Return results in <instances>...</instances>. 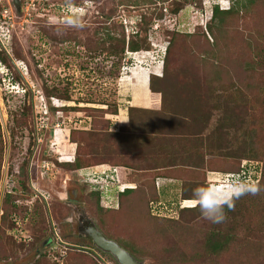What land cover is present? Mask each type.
Segmentation results:
<instances>
[{
	"label": "rangeland",
	"instance_id": "obj_1",
	"mask_svg": "<svg viewBox=\"0 0 264 264\" xmlns=\"http://www.w3.org/2000/svg\"><path fill=\"white\" fill-rule=\"evenodd\" d=\"M210 1L213 0H21L23 10L18 13L12 0H0V216L2 197L7 191L14 189L12 193L18 201L17 214L12 215L11 225L7 228L6 248L10 258L0 261V264H31L41 253H45L50 262H62L60 254L65 248L60 245L62 243H58L60 238L73 246L85 245L63 238L62 231L67 234L72 231V227L65 224L67 220L61 226L57 219H64L70 213V208L68 210L65 207L67 203L61 200L57 192L64 191L63 187H66L68 196L77 198L99 225L96 207L86 199L89 187L101 185L109 190L111 184L119 182L118 179L127 180V174L131 180L134 174L128 168L122 169L119 175L109 164H105L107 167L75 170L64 163L74 159L71 148L76 149V143L70 139L72 128H91V117L82 110H71V107L108 106L111 110L117 109L116 115L126 117L129 107L127 100L131 99V95H128L131 86L129 78H132L129 72L137 66L161 71L173 30L205 31L209 20L207 16L213 10ZM219 1L223 6L233 5L243 11L245 8L242 5L248 0ZM161 11L165 13L162 15L164 18L156 20ZM143 15L153 17L146 38ZM121 31L126 34L127 42L134 36L142 46L129 58L126 53L128 48L116 51L108 44L109 33L120 37ZM187 74L185 68L179 65H164L163 80L156 83L153 79L157 96L160 97L161 92L163 94L164 106L158 103L141 114L134 111L130 122L128 113L124 125L120 123L122 116L106 115L111 120L109 132L103 130L98 141L93 140V155L126 160L130 156L125 154L143 148V154L160 157L158 159L161 161L177 154L179 127L169 120L168 114L175 113L174 108L184 109L185 103L194 109L191 106L192 97L182 94L189 84L180 85L184 81L178 76ZM49 93L54 96L50 98ZM138 93L133 94V99L141 103L145 98L141 94L139 97ZM59 94L69 95L70 100L59 99ZM214 102L211 101V105ZM206 112H200L207 121L203 126L206 128L200 134L216 135L218 121L225 113L220 107L214 111L212 107H207ZM196 124L200 127L202 121ZM191 126L195 128V125ZM120 127L125 129L121 134H111ZM143 130L146 133L153 130L154 134L147 133L149 137L146 139ZM240 133L236 129L221 131L223 142L216 145L217 150L223 153L235 149V140L240 141ZM44 159L50 160L47 167H42ZM261 169L260 162L246 161L243 172L236 176L258 180ZM205 176L207 184L221 187L235 177L232 173L209 170L205 171ZM184 183L188 186L185 191L192 195L193 187L190 188V184L193 182L186 180ZM196 184L201 186L200 180ZM157 186L167 195L164 197L166 205L168 201H177L175 196L182 197L183 182L174 184L164 180L159 188L157 179ZM183 201L167 205L174 210L172 213L167 211V216L178 218L185 204ZM41 204L47 215L44 221ZM107 204L114 205L113 199H109ZM199 219L203 220L199 211L186 210L180 223L185 225L187 220ZM207 223L225 233L231 231L236 236L244 234L247 228L245 223L232 216L220 224ZM85 246L93 249L94 252L89 254L98 264H118L112 256L92 243ZM137 256L147 259V264L157 262V257L152 255ZM192 263L188 261L185 264Z\"/></svg>",
	"mask_w": 264,
	"mask_h": 264
},
{
	"label": "trees",
	"instance_id": "obj_2",
	"mask_svg": "<svg viewBox=\"0 0 264 264\" xmlns=\"http://www.w3.org/2000/svg\"><path fill=\"white\" fill-rule=\"evenodd\" d=\"M210 3L213 10L207 16L209 20L205 31L174 29L163 58L165 66L179 65L187 71V75L178 76L184 81L180 85L189 84L182 94L192 97L191 106H194V109H191L192 107L185 103L184 109L174 108L175 113L168 114L169 120L179 127L177 154L159 161L160 157L143 154L142 148L141 151L125 154L130 156H126V160L96 157L91 147L93 140L97 142L100 132L109 130L111 120L106 115L116 114L117 109L111 110L108 106L71 107V110H82L91 117V128H72L70 139L76 143L75 155L73 161L64 163L75 170L101 164L132 169L131 174L135 176L133 175L131 181L136 182L135 186L125 187L123 190H120L119 184H116L115 188L111 184L109 190L90 186L86 199L96 207L99 225L107 236L117 240L136 255L157 257V262L152 264H185L188 261H192V264H264V0H248L242 5L245 8L243 11L233 5L223 6L219 0ZM22 10L21 2L19 7L16 6V11L19 13ZM162 15H165L163 11L156 20H162ZM152 20L153 17L143 15L145 38L153 24ZM108 44L116 51H125V48L129 51L142 49L141 43L135 40L134 36L127 42L124 31H121L120 37L109 33ZM94 48L95 46L91 49ZM153 84L151 75V107L158 103L159 106H164L163 94L161 92L158 97ZM48 96L51 98L54 95L49 93ZM57 97L70 100L66 94H59ZM211 101L216 102L211 105ZM206 106L212 107V111L220 107L225 113L218 121L216 135L200 134L206 128L203 126L207 121L200 115V112H206ZM60 110L62 111L58 109ZM128 111L130 122L132 113L138 109L129 107ZM25 120L26 118L23 119ZM199 120L202 121V127L196 124ZM191 125H195V128ZM233 129L240 130V141L235 140L236 148L230 152H220L216 146L223 142L220 132ZM124 130L120 127L111 134L118 136ZM143 132L146 135L154 134L152 130ZM148 137L147 135L146 139ZM245 160L262 164L261 175L257 180L261 191L255 195L240 197L235 201L234 210L227 212V218L236 217L237 221L247 225L244 234L236 236L231 231L225 233L213 228L211 224H206L204 219L187 220L186 224L182 225L180 221L182 222L184 211H199L197 205L183 206L180 216L176 219L166 214L167 211L172 213L173 209L163 206V211L159 210L160 204H156L159 198L157 178L181 179L182 198H192V195L185 191L188 188L184 183L186 180L193 182L190 184L193 189L199 186L196 184L199 180L201 186L208 185L206 170L240 174L244 170ZM1 167L0 155V185ZM12 191L4 194L1 203V262L10 258L6 248L7 228L11 225V217L15 215L18 207V201ZM109 199H113L114 205L107 204ZM64 205L69 210V206ZM40 207H43L40 211L44 221L47 215L44 205L41 204ZM67 216L57 219L58 224L62 226ZM64 232L63 230L62 236L66 241L76 240L81 244H91L73 230L67 234ZM58 243L60 244L59 241ZM61 243L66 250L65 255L60 254L62 262H50L47 255L41 253L31 264H98L89 254L94 252L92 248L85 245L73 246L63 240Z\"/></svg>",
	"mask_w": 264,
	"mask_h": 264
},
{
	"label": "clouds",
	"instance_id": "obj_3",
	"mask_svg": "<svg viewBox=\"0 0 264 264\" xmlns=\"http://www.w3.org/2000/svg\"><path fill=\"white\" fill-rule=\"evenodd\" d=\"M260 191L259 181L233 177L223 187L208 184L194 188L192 200L198 206L202 219L220 224L226 221L227 212L234 210L236 200L244 195H255Z\"/></svg>",
	"mask_w": 264,
	"mask_h": 264
},
{
	"label": "crops",
	"instance_id": "obj_4",
	"mask_svg": "<svg viewBox=\"0 0 264 264\" xmlns=\"http://www.w3.org/2000/svg\"><path fill=\"white\" fill-rule=\"evenodd\" d=\"M156 68H158V67H156ZM155 70H157V71H155ZM130 72H129V74H130V76H132V78H129V79H131V86L129 87V93H128V95H131V99H128L127 100V103L129 104V107H135V108H137L138 109L137 112H139L141 114V113H143V111L149 110L151 108V98L149 99V93H150V96H151V92H150L151 75L153 76V79L156 81V83H160V81H162L163 80L162 78L164 77V65H163L161 71L158 70V69H154L153 70V68H148V67H143L142 68L141 66L140 67L137 66V67H135ZM132 73H134V75ZM135 92H139L138 93V96L141 94V96H143L145 98L143 101H141V103H136L135 100L133 99L134 98V95L133 94ZM162 102H164V100ZM129 107H127V112H126L127 116L126 117H125V115H119V116H122V119H120V123L125 124L127 122V119H128V108ZM121 113H122V111H121ZM114 116H118V115L115 114ZM119 116H118V118H119ZM120 123H119V125H120ZM117 129H116V131H117ZM72 150H73V157H74L75 149H72L71 148V152H72ZM97 166L107 167L105 164H101V165H97ZM111 167L113 169H115L116 172L118 171V174L119 175L122 174V171H121L122 169H125V170L128 169L125 166H115V167L110 166V168ZM83 169H85V168H83ZM127 176L128 175L126 174V179L127 180H119L118 179L119 182L113 184L114 188H115V185L118 184V183H128V184H134V185H136V182L131 181L130 179H128ZM157 179L159 181V188H160V185L163 183L164 180H170L174 184L175 183L182 184V182H183L181 179L169 178V177H159ZM159 191H160V193H159L160 198L157 200L156 204H160V206H159V210L160 211H163V206H166V208H171L172 209V207H167V205L168 206H170V204L173 205V204H175V202H176V204H180L181 201H183V200L185 202V204L183 206H186V207H192L193 206V203L192 202H194V201L192 200V198L183 199L182 197H180L178 195L175 196V199L177 201H174V200L168 201L167 202L168 204L166 205V203L164 201L165 200L164 197H166L167 195L161 189H159ZM161 193H162V195H161ZM189 200H191V201H189Z\"/></svg>",
	"mask_w": 264,
	"mask_h": 264
},
{
	"label": "water",
	"instance_id": "obj_5",
	"mask_svg": "<svg viewBox=\"0 0 264 264\" xmlns=\"http://www.w3.org/2000/svg\"><path fill=\"white\" fill-rule=\"evenodd\" d=\"M81 235L96 248L112 256L118 264H147V259H141L136 254L122 246L117 240L108 237L99 227L97 221L90 217L83 227Z\"/></svg>",
	"mask_w": 264,
	"mask_h": 264
},
{
	"label": "flooded vegetation",
	"instance_id": "obj_6",
	"mask_svg": "<svg viewBox=\"0 0 264 264\" xmlns=\"http://www.w3.org/2000/svg\"><path fill=\"white\" fill-rule=\"evenodd\" d=\"M12 1L14 2V5L18 7L21 5V0ZM63 190L64 191L61 190L57 193L62 197L61 200L65 201V203H67L70 208V213L67 216L68 219H66L67 222L65 224L71 226L73 231H75L79 236H82L80 233V228L83 227V223H85L90 218V213L79 204L77 198L75 199L68 196V190L66 187H63ZM71 192H73L74 195H77L73 190Z\"/></svg>",
	"mask_w": 264,
	"mask_h": 264
},
{
	"label": "built area",
	"instance_id": "obj_7",
	"mask_svg": "<svg viewBox=\"0 0 264 264\" xmlns=\"http://www.w3.org/2000/svg\"><path fill=\"white\" fill-rule=\"evenodd\" d=\"M140 51V50H139ZM138 51H129V50H127V52L126 53H128V58H129V55L130 54H135V53H137ZM155 56V55H154ZM127 58V59H128ZM251 162V161H248V160H245L244 162H243V167H244V164H245V162ZM50 164V160H44L43 161V164H42V167H47L48 165ZM232 175L233 176H235V177H237L239 174H235V173H232ZM237 175V176H236ZM100 184V183H99ZM94 188H100V189H102V190H104V187L103 186H94V185H92ZM133 186H135L134 184H128V183H119V188H120V190H123L125 187H133ZM184 202V201H183ZM183 205H184V203H183ZM55 233L57 234V231H55ZM60 243L62 242V240L60 239V240H58ZM66 254V251L65 250H62V255H65Z\"/></svg>",
	"mask_w": 264,
	"mask_h": 264
}]
</instances>
